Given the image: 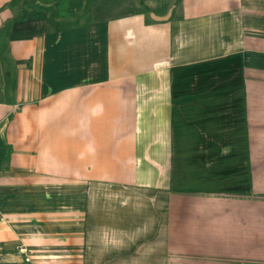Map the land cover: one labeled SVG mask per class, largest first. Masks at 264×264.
<instances>
[{"label": "crops", "instance_id": "0c3cea01", "mask_svg": "<svg viewBox=\"0 0 264 264\" xmlns=\"http://www.w3.org/2000/svg\"><path fill=\"white\" fill-rule=\"evenodd\" d=\"M0 264H264V0H0Z\"/></svg>", "mask_w": 264, "mask_h": 264}, {"label": "built area", "instance_id": "2783aa9c", "mask_svg": "<svg viewBox=\"0 0 264 264\" xmlns=\"http://www.w3.org/2000/svg\"><path fill=\"white\" fill-rule=\"evenodd\" d=\"M20 252H21L22 255H24V257L26 259V262L30 263L31 262V257H30V250H29V248H27V247L24 246V247H22L20 249Z\"/></svg>", "mask_w": 264, "mask_h": 264}, {"label": "rangeland", "instance_id": "374dc122", "mask_svg": "<svg viewBox=\"0 0 264 264\" xmlns=\"http://www.w3.org/2000/svg\"><path fill=\"white\" fill-rule=\"evenodd\" d=\"M113 12H115V13L123 12V8L120 7L119 10H113ZM23 247H24V246H23ZM21 248H22V247H20L19 250H20Z\"/></svg>", "mask_w": 264, "mask_h": 264}, {"label": "trees", "instance_id": "16d2710c", "mask_svg": "<svg viewBox=\"0 0 264 264\" xmlns=\"http://www.w3.org/2000/svg\"><path fill=\"white\" fill-rule=\"evenodd\" d=\"M16 1V0H15Z\"/></svg>", "mask_w": 264, "mask_h": 264}]
</instances>
